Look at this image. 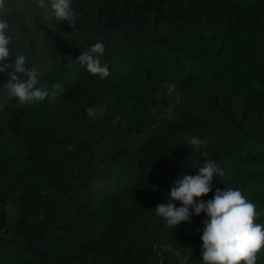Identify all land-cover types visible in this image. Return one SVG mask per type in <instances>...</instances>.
I'll use <instances>...</instances> for the list:
<instances>
[{"label": "trees", "instance_id": "16d2710c", "mask_svg": "<svg viewBox=\"0 0 264 264\" xmlns=\"http://www.w3.org/2000/svg\"><path fill=\"white\" fill-rule=\"evenodd\" d=\"M6 2L12 58L66 90L21 105L0 73V264H203L205 214L171 229L154 207L204 159L224 175L201 199L240 189L264 225V0H71L73 28ZM96 42L104 79L76 61Z\"/></svg>", "mask_w": 264, "mask_h": 264}, {"label": "clouds", "instance_id": "9594fccd", "mask_svg": "<svg viewBox=\"0 0 264 264\" xmlns=\"http://www.w3.org/2000/svg\"><path fill=\"white\" fill-rule=\"evenodd\" d=\"M37 7H44V0H33ZM53 16L58 21H66L70 28L75 26L78 13L73 9L71 0H50ZM6 0H0V17L7 13ZM55 30V29H53ZM9 22L0 18V73H7L8 82L3 86L11 98L21 105L42 102L46 98L54 103L65 88L61 84L47 87H37L39 73L35 66L26 64V56L20 53L13 59L9 45L12 36L8 34ZM105 52L103 42L91 45L88 51L81 52L76 61L92 76L104 79L109 75L106 61L102 62ZM167 95H171L176 84L166 83ZM163 96L164 93H161ZM87 115L95 117L100 114L98 108L88 107ZM187 145L193 148H206L207 139L189 135L185 137ZM196 174H184L173 178L167 192V203L155 205L156 214L163 218L167 226L174 229L181 222L191 223V216L205 214L202 219V241L200 258L203 264H256L258 252L264 248V225L256 223L260 215L256 206L249 202L240 189L217 188L211 199H201L211 190L213 177L223 176V170L216 162L204 159L193 168ZM175 201L180 202L177 206ZM191 209V211H190Z\"/></svg>", "mask_w": 264, "mask_h": 264}, {"label": "rangeland", "instance_id": "374dc122", "mask_svg": "<svg viewBox=\"0 0 264 264\" xmlns=\"http://www.w3.org/2000/svg\"><path fill=\"white\" fill-rule=\"evenodd\" d=\"M29 8L32 9V7H29ZM29 8H28V9H29ZM22 10H23V12H24L25 9L23 8ZM29 21H30V19H29Z\"/></svg>", "mask_w": 264, "mask_h": 264}]
</instances>
